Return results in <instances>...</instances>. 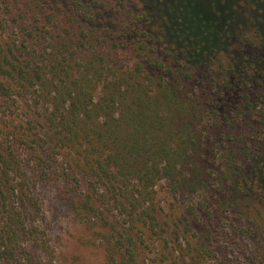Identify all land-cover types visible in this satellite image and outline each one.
<instances>
[{"label": "trees", "instance_id": "1", "mask_svg": "<svg viewBox=\"0 0 264 264\" xmlns=\"http://www.w3.org/2000/svg\"><path fill=\"white\" fill-rule=\"evenodd\" d=\"M165 1L0 0V264L54 263L38 191L52 180L118 231L119 264H142L147 230L163 245L143 264H264V10L246 23L235 5L208 32L212 7ZM160 184L178 221L202 223L180 252Z\"/></svg>", "mask_w": 264, "mask_h": 264}, {"label": "rangeland", "instance_id": "2", "mask_svg": "<svg viewBox=\"0 0 264 264\" xmlns=\"http://www.w3.org/2000/svg\"><path fill=\"white\" fill-rule=\"evenodd\" d=\"M198 2L204 8L212 7L217 11L218 21L210 20L203 23L204 29L208 32L217 30L224 31L225 28H228L227 24H232V21L229 18L231 13L227 11L230 8L234 10L235 5L238 10L233 11V13H235L234 16L237 17L238 21L244 20L246 23L250 20L259 21V18L261 20L262 15L259 14L257 10H264V0H198ZM155 3L157 6L167 4L165 0H156ZM134 4L141 7L142 0H134ZM255 5L257 6L255 7ZM3 6H5L4 3ZM253 6L254 9L251 8ZM170 8H173V6H169L168 9ZM174 8L179 9L178 7ZM262 25H264V22H262ZM0 36L2 39H7L2 33H0ZM256 42L255 39L247 41V38L243 37V39L240 40V44H237V46L240 50L246 47L248 51L254 50L258 52L259 48L255 45ZM261 56L264 57V51L261 52ZM255 81L256 84H258L262 82L263 79H255ZM259 90H264V87L259 88ZM23 103H25V99H20L17 105ZM19 130L23 132V127H20ZM71 186L64 184L61 180H52L41 183L38 189L42 206V224L47 228L50 234L49 242L52 247H50V251L53 254V264H119L114 261L113 258H110L111 244L119 237L117 236L118 231H112L113 227L103 222L99 223L86 219L82 220L79 215L77 216L75 213L77 204L72 198L75 191L78 194L79 190H75V188ZM156 202L160 222L169 230L171 237L174 238L173 241L168 244L171 252H176L175 249L177 248L178 252H180V245L185 247L190 246L187 245L183 235L188 240L195 243V234L202 229L201 221L193 218V224L191 223V225L184 219L183 222L178 221L175 216H177L176 212L180 210L178 205L179 201L167 192L163 184L158 186ZM173 213H175V215H173ZM110 219L113 223L117 224L116 228L122 229L127 226V224L121 221L119 215L111 214ZM176 222H178V228ZM177 232H180V235H175ZM111 234H114V237ZM136 234L139 233L136 232ZM150 236L155 235L147 230V234H145L146 243L138 245L141 253L139 258L142 264L144 260L154 263L155 258L158 256L157 250L163 245L162 240L159 239V241H155V238ZM177 236L179 237L177 238ZM225 246L227 247L226 244L222 243V246L218 250L219 255H221L223 251H228V248H225ZM230 256H234V254ZM181 262L184 263L185 259Z\"/></svg>", "mask_w": 264, "mask_h": 264}]
</instances>
